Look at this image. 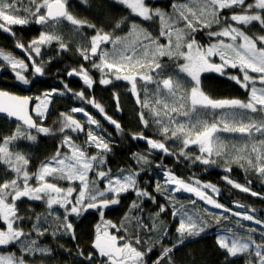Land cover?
<instances>
[{"label":"snow or ice","instance_id":"6c2138e0","mask_svg":"<svg viewBox=\"0 0 264 264\" xmlns=\"http://www.w3.org/2000/svg\"><path fill=\"white\" fill-rule=\"evenodd\" d=\"M82 2L87 4V0ZM112 3L124 5L143 21L158 19L161 25L159 36L167 37L168 44H156L151 34L139 29L135 23L131 24L130 29L138 39L133 44H126L120 36L104 32L97 29L95 24L75 18L68 10V0H0V30L15 37L12 31L13 26L36 24L50 29V31H41L39 36L27 45L17 41L16 47L26 54L25 59H17L11 53L0 49V60L4 62L0 63V71H10L15 80L23 85L34 82L24 75L29 71L30 66L33 77L45 75L46 62L41 59L42 48L52 45L55 41L59 44V52L68 50V45L59 36L53 34L56 26L67 21L76 32L84 27L95 31V35L90 38L89 46L78 51L82 59L90 62L91 68L101 74L99 83L106 86L112 84L113 80L127 81L130 84V92L136 98V103L142 109H147V113L139 112V120L145 128H148L151 126L148 118L150 115L151 122L163 141L152 139L143 133L133 134L131 138L145 141L148 145V153L159 151L166 156L177 155L166 147L167 141L177 140L183 145L179 156L191 160L193 164L200 163L210 167L217 164V159L214 157L223 158L227 155L221 151L223 145L217 143L220 132L239 133L245 138L257 135L264 137V119L254 121L251 117V114L264 117V35L253 37L239 27V25L248 26L255 22L264 29V0H253L252 3H248L247 0H189V4L197 5V10L189 4L180 8L172 4L171 7L179 13L178 19L184 22L182 30L175 28L177 18L160 8H150L146 0H112ZM224 10L231 11V15L223 16ZM126 22V19L119 21L115 23L114 28L120 29ZM213 25L220 26V30L208 32L209 39L213 42L206 47L199 45L195 33L201 28L211 29ZM173 34L176 36L175 51H173L172 43ZM139 37H143V40ZM185 40L187 42L182 44ZM105 44L112 45L111 51L103 48ZM153 44L156 45L155 50L151 48ZM182 47L186 48V51H182ZM194 52L195 55H193ZM96 57L99 58L98 63L94 59ZM162 57H176L184 60V63L178 65L179 71L190 78L192 85L188 95L191 108L187 112L182 111L184 97L177 95L184 89L181 81L171 76L159 79L166 67L159 62ZM217 57L219 63L214 62V58ZM48 62H51V57ZM137 68L139 70H135ZM230 69H239L242 75H228ZM203 73H216L234 81L248 92L247 102L236 98L213 99L206 95L201 89ZM67 75L79 77L89 89L94 84L89 69L82 64L78 69L73 68L67 71ZM138 79L143 81V100L137 89ZM150 84L155 85L154 93L148 90ZM69 93L74 99L97 109L118 132L123 131L121 124L107 115L100 103L94 98L85 97L83 91L73 93L67 84L63 85V89L46 90L42 93L43 99L35 98L38 101L35 108L37 118L44 120L49 106L54 103V98ZM31 99L33 98L14 96L0 90V113L8 118L15 117L22 121L28 130L22 131L18 125L11 135L0 138V163L14 173V178L0 183V221L6 225V230H0V247L18 245L21 253L19 256L15 253L8 256L0 255V264H28L26 257H35L37 254L53 256L55 253L51 247L39 243L42 238L51 236L57 239L67 235L75 240V227L71 217H84L94 211L103 218L105 210L120 204L122 197L129 192H134L136 199L131 202L128 212L125 213L124 222L118 227L111 221L102 220V224L96 226V235L92 243L95 254L90 252L85 256L84 252L77 248L76 254L80 258V264H93L97 256L102 258L104 264H146V258H150V253L158 243L160 252L152 264H175L174 251L189 238H202L203 234L212 227L203 215L195 211H186L185 205L177 206L174 203V194L181 191L193 194L206 206L221 209L222 211L218 214L210 212L208 207L204 209L209 215L215 217L216 225H220L222 219L227 221L230 217L236 218L232 227L223 228L215 237L217 247L225 254L224 264H232V259L240 256L246 257L245 264H264V239L258 243L254 238L256 234L264 238V220L256 217L255 209L237 203L235 207L245 210L234 211L233 208L226 207L214 198L220 195V189L214 184L201 183L197 179L186 181L178 177L171 169L164 168L163 164H157V168L163 169L164 182L161 184L157 181L156 192L165 195L166 204L172 207L173 219L178 220L175 228L177 242L171 247L163 246L162 241L167 238L169 230L158 221L161 214H167L166 204H159L158 211L152 215L145 213L142 202L147 199L155 204V196L138 185L136 178L140 172L120 168L113 173L107 167L106 157L112 151L111 133H107L100 121L84 107H73L70 109L72 114H60L58 132L63 138L55 154L42 161L37 172L29 174L27 171L29 157L22 152L12 151L10 145H14V142L19 139L35 142L37 135L31 134L32 129H35L37 134H56L52 129L37 124L28 114L27 105ZM114 99L119 111V98L116 94ZM5 100L9 103H4ZM216 111L222 113L219 123L208 124L207 121L199 118L202 114ZM75 113L83 114L86 118L87 131L84 125L74 118ZM193 113L197 116L194 122L191 119ZM180 116L187 117L188 123H177V118ZM197 128L201 130H196L193 134V130ZM68 133H85L86 140L83 144H77ZM190 145L197 146L200 155L190 157L185 152ZM65 148L68 152L63 151ZM90 148H95L96 154L89 155L87 149ZM261 148H264V140L260 141V147L254 145L250 152L244 149L240 151L243 153V158H246L247 168L258 177L264 178V151H261ZM133 159L138 165L150 164L147 155L133 153ZM235 162L239 163V159ZM240 166L245 167L244 164ZM140 171H144V168L141 167ZM225 171L230 173L232 169L228 167ZM89 173L94 174V179H89ZM33 178L36 181L35 187L29 183ZM223 179L235 189L264 198L261 193L251 190L248 186L251 185L250 180L247 181V185H241L227 175ZM50 180L67 181L70 186L64 189ZM74 183L78 185V191L77 187L71 186ZM100 183H103V189L98 186ZM207 190H211L213 195H209ZM74 193L76 195L73 199ZM22 198L46 204L47 215H37L35 222L31 224L30 231L19 227L25 217L18 215L16 205ZM196 202L193 200L191 203L195 205ZM54 206L63 209L62 219L54 214ZM50 220L54 223L51 231L45 226ZM244 221L253 222L261 228L249 227L243 223ZM133 223L135 227L130 236L129 226ZM110 229L116 233L123 232L124 235L113 234ZM141 232L150 239L158 236V241L151 246H146V242L141 239ZM58 247L63 246L58 245ZM65 251L68 255H72L71 250L65 249Z\"/></svg>","mask_w":264,"mask_h":264},{"label":"trees","instance_id":"16d2710c","mask_svg":"<svg viewBox=\"0 0 264 264\" xmlns=\"http://www.w3.org/2000/svg\"><path fill=\"white\" fill-rule=\"evenodd\" d=\"M187 0H146L147 5L150 8H160L165 10L170 16L176 15V10L171 6L172 4L178 5V3L186 2ZM69 11L72 12L79 20L85 21L87 23L95 24L97 29L110 34L114 33L116 36H126L131 32L130 26L135 23L138 26L144 28L153 37L163 40V37L159 36L160 32V21L158 19L152 21H143L131 13L130 9L120 4H113L112 0H87V4L83 3L82 0H70L68 2ZM231 11H223V16H229ZM127 20L126 23L121 25L120 29H115V23ZM244 28V27H243ZM45 28L36 24H29L27 26H13L12 31L15 33V37L11 34L0 30V49L10 52L18 57H23L19 49L16 47L17 41L27 45L31 40L37 38L41 31ZM220 26L213 25L211 29L201 28L195 33V38L199 45L207 46L213 41L209 39V31H218ZM80 31L86 36H91L95 34L90 28L84 27ZM248 35L253 36L254 31L264 33V29L260 28L257 23H253L250 28L245 30ZM187 42V41H186ZM47 51L51 52V62L48 60H42L46 62V72L45 75L39 77V79H33L32 76L28 75L30 80H34L28 87L26 85H21L18 83L14 75L10 71L3 72L0 76V88L6 89L19 94H39L51 88L59 87L63 88L64 84H67L73 92L83 91L87 98L95 99L96 102L100 103L105 109L107 115L111 116L113 119L117 120L123 129L122 132H118L114 126L110 125L98 111L80 100H73L71 94H68L65 98L57 97L51 106L47 119L42 122L38 121L44 127L52 129L55 135H44L37 134L35 130H31L33 134L38 136L36 142V147L34 154L30 158V163L28 166V172L33 174L39 169L41 162L52 157L57 149V146L62 140V135L58 132V127L61 120V113H70V109L75 105L85 106L94 117L100 121L106 132L111 133V147L112 151L107 154V167L110 168L114 173L120 169H141L140 165L136 163L133 159V153L139 155H147L150 164L141 171L139 176H137V183L142 189H146L156 198V203H152L151 200L145 199L142 202V207L147 214H151L154 209L159 204H164V200L161 195L155 190L156 177L158 171L161 168H157V164H163L164 168L171 169L180 177H197L204 182L214 184L218 189H220V195L215 196L221 203L226 206L237 208L235 204H244L250 209H255V215L264 220V198L257 196H252L250 193H244L238 189L233 188L231 185L223 179L225 175L229 176L230 179L238 182L242 185H247V181H251L252 191L261 193L264 195V183L257 175H250L245 172L239 166H229L217 163L210 167H206L202 164L199 166H191L189 159H185L183 156H179L180 150L174 149L169 145V141L166 142V147L170 152L176 153L177 155H164L162 152L153 151L148 153V145L143 140H133L131 137L133 134L143 133L144 135L163 141V138L155 132L153 126L145 128L139 120V112L145 111L141 108L139 104L136 103L135 96L130 92L127 85L122 82V80H113L110 85H101L99 80L101 74L91 68L90 62H86L82 59L80 54L74 48H68L67 51L59 52V47L54 44L47 46ZM59 53V54H58ZM39 62V61H38ZM165 69L176 68L181 62V59L176 57H163L161 60ZM214 62L219 63V59L214 58ZM83 65L86 69H89V74L94 80L93 89L87 88L83 84L81 79H68L67 71H71L73 68H79ZM67 70V71H66ZM232 72H238V70L230 69L228 75L234 74ZM235 75V74H234ZM201 86L202 89L211 95L213 99H240L247 102L248 92L237 85L234 81L227 79L226 77L220 76L216 73H204L201 76ZM114 94L119 98V111H117V103L114 99ZM146 112V111H145ZM219 111L215 113L209 112L205 115L209 117L210 123L216 122V115ZM17 124V123H16ZM15 122L9 121L5 118H0V138L4 136H9L14 132ZM86 125V124H85ZM24 127V126H23ZM26 128V127H25ZM27 129V128H26ZM82 143L81 135L68 133ZM94 149V148H93ZM92 149V150H93ZM67 152V149H63ZM95 153V150L91 151ZM186 152V150H185ZM187 153V152H186ZM96 154V153H95ZM193 156V155H190ZM231 167L232 171L230 173L226 172L225 169ZM33 186L36 185L33 182ZM30 182V181H29ZM67 185V182H61ZM100 185V184H99ZM136 199L134 192H129L125 194L121 203L118 205L111 206L109 209L105 210L103 218L97 212H91L86 214L84 217L75 218L71 217L76 233V239L73 240L69 236L65 235L63 238L53 239L51 236L42 238L40 241L51 247L54 251L53 256H40L37 254L35 258L26 257V260L31 264H80V258L77 256V248L82 250L87 256L88 253H94L92 248V243L95 238L96 226L102 224L103 221H111L118 227L123 223L125 213L128 212L129 206L133 200ZM17 213L18 215L25 217V219L20 223L25 231L31 230V224L35 222V217L37 215H46L47 209L46 204L41 201H33L28 198H22L17 201ZM245 210V209H243ZM134 215L133 213H131ZM130 214V215H131ZM138 214V213H137ZM63 216V211H62ZM161 219L166 221L168 228V236L162 241L163 246L171 247L173 243L177 242L178 236L175 232L176 225L178 224L172 219L171 213L167 211V214H161ZM30 218V219H29ZM234 220V217H230L229 220L224 221L220 225L215 224V219H208L212 224L206 233L203 234L202 238H189L185 243L177 248L173 253V259L175 264H224L225 254L220 250L215 242L216 232L223 229L228 222ZM148 222L147 220L145 221ZM49 225V222L48 224ZM134 223L131 225V231L129 235L133 234ZM5 228V224L0 221V230ZM49 230H53L49 228ZM113 234L124 235L123 232ZM141 239L146 242V246H151L154 242L149 239L147 235L141 232ZM62 245L63 247H58ZM65 249L71 250L72 255H68ZM143 250V249H140ZM160 252V244L153 249L150 253V258H146V264H152L157 258ZM95 254V253H94ZM102 258L96 257L93 264H101ZM246 257L240 256L238 258L232 259V264H245Z\"/></svg>","mask_w":264,"mask_h":264},{"label":"rangeland","instance_id":"374dc122","mask_svg":"<svg viewBox=\"0 0 264 264\" xmlns=\"http://www.w3.org/2000/svg\"><path fill=\"white\" fill-rule=\"evenodd\" d=\"M70 0H68V2H69ZM247 2L248 3H252L253 2V0H247ZM185 4H189V0H187L186 2H181V3H178V5H177V7L178 8H180L181 6H183V5H185ZM148 6V5H147ZM189 6H191V7H193L194 8V10H197V5L195 4V3H192V4H189ZM225 11V10H224ZM230 14H231V12H230ZM75 18H76V16L74 15V14H72ZM178 16H179V13H178V11L176 10V15H174L173 17H175V18H177V22H176V24H175V28L176 29H184V22L183 21H180L179 19H178ZM78 19V18H77ZM255 23V22H254ZM258 24V23H257ZM138 26V25H137ZM252 26V24L251 25H248V26H244V25H239V27L241 28V30L242 31H245L247 28H250ZM258 26H260L259 24H258ZM244 27V28H243ZM138 28L139 29H143V30H145L144 28H142V27H140V26H138ZM260 28H261V26H260ZM46 30H49L50 31V29H45L44 31H46ZM147 31V30H146ZM148 32V31H147ZM246 32V31H245ZM149 33V32H148ZM53 34H55V35H57V36H59L60 38H61V40L64 42V43H66L67 45H68V48L70 47V48H74L78 53H79V51H78V49H83V48H85V47H88L89 46V41H90V38L93 36V35H91V36H86V34H84V33H82L81 31H79V32H76L75 30H74V28H73V26L69 23V22H67V21H63V22H61L58 26H56V30L53 32ZM151 34V33H150ZM246 34H248L247 32H246ZM95 35V34H94ZM250 35V34H249ZM260 35H264V33H260V32H258V31H254L253 32V37H255V36H260ZM151 36H152V34H151ZM121 37V39L126 43V44H133L134 42H136L137 41V39H138V37H137V35L135 34V33H133L132 31L128 34V35H126V36H120ZM139 39L140 40H143V37H139ZM152 39L154 40V41H156V44H165V45H167L168 44V38L167 37H163V40L162 39H159V38H156V37H153L152 36ZM172 43H173V51H175V47H174V45L176 44V36H175V34H173V36H172ZM184 43H186V40L185 41H182V44H184ZM53 44L56 46V47H59V44H58V42H53ZM145 44H147V42H145ZM155 44H153V45H151V48H152V50H155ZM47 46H45V47H43L42 48V53H43V55H42V59L43 60H48V58L50 57V55H51V52H49V51H47ZM103 48L105 49V50H107V51H111V49H112V45H110V44H105V45H103ZM181 50L182 51H186V48H181ZM5 52H7V51H5ZM7 53H10V52H7ZM12 54V53H11ZM13 56H15L17 59H22L21 57H18V56H16V55H14V54H12ZM193 55H195V52L193 53ZM95 60H96V62L98 63L99 62V58L98 57H96V58H94ZM178 59H181L182 60V62L180 63V64H182V63H184V60H183V58H178ZM161 60H163V57L162 58H160V63H162L161 62ZM86 62H88V61H86ZM0 63H4L2 60H0ZM163 64V63H162ZM179 64V65H180ZM95 70V69H94ZM135 70H139L138 68L137 69H135ZM235 70H238V72H232V73H234L235 75H242L241 73H240V71H239V69H235ZM30 75V76H32V71H31V67L29 68V71H27V72H25L24 73V75H26V77L27 78H29L28 77V75ZM204 74V73H203ZM234 74H229V75H234ZM250 75H253V76H255L256 74H254V73H249ZM169 76H171V77H173V79H175V80H179V81H181V83L184 85V89L182 90V91H179L178 93H177V95L178 96H182V97H184V100H183V105H184V107H183V109H182V111H184V112H187V111H189L190 110V108H191V105H190V100L188 99V95H189V93H190V88H191V82H190V78H188L187 76H186V74H184V73H181L180 71H179V67L177 66L176 68H171V69H168V70H166L165 69V71H164V73L159 77V79H163V78H167V77H169ZM201 76H202V74H201ZM33 77V76H32ZM33 79H34V77H33ZM122 82H124V84L125 85H127L128 87H129V89H130V84L127 82V81H123L122 80ZM113 83V82H112ZM26 86H29V85H26ZM257 86H259V85H257ZM55 88H57V89H63V88H59V87H55ZM137 89H138V91L140 92V95H141V100H143L144 99V91H143V81H140L139 79L137 80ZM201 89H202V86H201ZM148 90L150 91V92H155V85L154 84H150V85H148ZM203 90V89H202ZM204 91V90H203ZM45 92V91H44ZM73 92V91H72ZM205 92V91H204ZM43 93V92H42ZM42 93H39V94H32V93H28V94H26V95H29V96H31V97H33L34 98V106H33V114H34V116L36 117V119L38 120V121H41V120H39L38 118H37V116H36V113H35V108H36V105H37V103H38V101L35 99L36 97H41V99H43V97H42ZM73 93H75V92H73ZM76 93H78V92H76ZM69 94H71V93H69ZM205 94L206 95H208V96H210L211 97V95L210 94H208L207 92H205ZM68 95V94H67ZM67 95H65V96H56L55 98H57V97H59V99L60 98H65ZM72 95V94H71ZM85 97H87L86 95H85ZM55 98H54V100H55ZM73 100H77V99H73ZM170 103H171V101H170ZM51 106L52 105H50L49 106V110H48V113H47V115H46V117H45V119L44 120H42V122H44L46 119H47V117H48V114H49V111H50V109H51ZM178 107H179V105H177ZM73 107H84L85 109H86V111L87 112H89L93 117H94V115L85 107V106H83V105H75V106H73ZM158 108H159V106H157ZM72 109V108H71ZM143 110H145L146 111V113H147V109H143ZM71 113V112H70ZM74 115V118L75 119H77L78 121H80V123H82L83 125H84V127H85V131H87V129H88V124H87V120H86V118L83 116V114H80V113H75V114H73ZM251 117H252V120H254V121H260L261 119H264V117H262V116H260L259 114H251ZM95 118V117H94ZM148 118H149V120H150V125H152L153 126V128H154V130H155V132H157L156 131V128H155V126H154V124H152V122H151V117H150V115L148 116ZM201 120H204V121H207V123L208 124H211L210 122V119H209V117H208V115L206 116L205 114H202V115H200V117H199ZM221 118H222V113L221 112H218L217 113V115H216V119H217V123H219L220 121H221ZM96 119V118H95ZM191 119H192V121L194 122L196 119H197V116H196V114L195 113H193L192 114V116H191ZM245 122H248V121H245ZM177 123H185V124H187L188 123V118L187 117H184V116H180V117H178L177 118ZM86 124V125H85ZM19 124H16L15 123V125H14V132H15V130H16V128H17V126H18ZM102 125V124H101ZM20 126V128H21V130L22 131H28L25 127H23L22 125H19ZM59 126H60V124H59ZM94 127V126H93ZM221 127H222V124H221ZM59 128V127H58ZM104 129V128H103ZM106 130V129H105ZM196 130H201L200 128H197V129H195V130H193V134H194V132L196 131ZM108 133V132H107ZM31 134L32 135H35V134H33V132L31 131ZM73 134H79V135H81V138H83L82 139V143H79L77 140H75L74 138H73V140L75 141V143H77V144H83L84 143V141L86 140V135H85V133H73ZM157 134L159 135V133L157 132ZM37 140H38V136H37ZM37 140L35 141V142H32V141H27V140H25V139H19V140H17V141H15L14 142V145H10V149L12 150V151H19V152H22L24 155H26L27 157H29V159L31 158V156L34 154V151H35V147H36V142H37ZM111 140H113V138L111 137ZM261 140H264V137H260V136H253V137H251V138H245V137H242L239 133H228V132H220L219 134H218V141H217V143H218V145H223V148L221 149V151L223 152V153H227V155L226 156H224L223 158H220V157H214V158H216L217 159V163H219V164H222V165H229V166H233V165H235V166H239V167H241L240 165L241 164H244L245 165V167H241L243 170H245V172L246 173H248V174H250V175H255L250 169H248L247 168V162H246V158H243V153L240 151L241 149H244L245 151H247V152H250L251 151V148L255 145V146H257V147H260V141ZM169 145L172 147V148H174V149H178V150H181V148L183 147V145H182V143L180 142V141H177V140H169ZM110 146H111V144H110ZM112 148V147H111ZM93 148H90V149H87V151H88V153H89V155H94L95 153H96V149L94 148L93 150H95V153H92L91 151H93L92 150ZM186 150V152H187V154L190 156V155H193V156H190V157H195V156H197V155H200V153H199V149H198V147L197 146H195V145H190L189 146V148L188 149H185ZM261 151H264V148H261ZM65 152V151H64ZM67 152H68V149H67ZM253 159H254V154H253V157H252ZM237 159H239V163H237V162H235ZM190 163L192 164L191 166H193V165H195V166H199V164L200 163H195V164H193L192 162H191V160H190ZM147 165H140V168L141 167H146ZM126 170H132V171H137V172H140L141 173V171H140V169H136V168H134V169H126ZM27 171H28V168H27ZM114 173V172H113ZM163 169H160L159 171H158V175H157V177H156V182H155V190H156V183H157V181H159L161 184H163V182H164V176H163ZM30 174V173H29ZM176 174V173H175ZM177 175V174H176ZM178 176V175H177ZM178 177H180V176H178ZM12 178H14V173H12L10 170H8L2 163H0V183H2L4 180H11ZM180 178H182V179H185L186 181H190V180H192V179H197V180H199V181H201V183H207V182H204V181H202L201 179H199V178H197V177H191V176H188V177H180ZM260 178V177H259ZM34 179V178H33ZM89 179L91 180V179H94V174L93 173H89ZM137 179V178H136ZM261 179V181H262V179H264V178H260ZM234 181V180H233ZM32 182V180H30V185L31 186H33V184L31 183ZM33 182H35L36 183V181H35V179H34V181ZM50 182H54V183H57L58 184V186L59 187H61V188H64V189H67L70 185H69V183L67 182V181H55V180H50ZM61 182H67L68 184L67 185H64L63 183H61ZM238 183V182H237ZM242 185V184H241ZM36 185H34L33 187H35ZM71 186H73V187H77V191H78V185L77 184H72ZM101 189H103V187H104V185H103V183H100V185H98ZM163 191V190H162ZM208 191V194L209 195H213V193L211 192V190H207ZM150 193V192H149ZM158 193V192H157ZM135 194V193H134ZM158 194H160L161 195V197H162V199L164 200V204H166V199H165V195H162L161 193H158ZM75 193L73 194V199L75 198ZM167 195H172V193H167ZM214 198L215 199H217L215 196H214ZM173 199H174V203L177 205V206H179L180 204H183V205H185L186 206V208H185V210L186 211H195V212H198L199 214H201V215H203L207 220L208 219H215V217L213 216V215H209V213L208 212H205L204 211V209H205V207H208L209 208V210H210V212H212V213H214V214H218V213H220L222 210L221 209H214V208H212L211 206H206L203 202H201V201H199L193 194H191V193H187V192H183V191H181V192H178V193H175L174 194V197H173ZM193 200H196L197 202H196V204L195 205H192V201ZM218 200V199H217ZM9 203L11 202V200L9 199V201H8ZM218 202L219 203H221L219 200H218ZM221 204H223V203H221ZM224 205V204H223ZM226 206V205H225ZM16 207H17V205H16ZM166 207L168 208V212H170L171 213V217H172V207L170 206V205H167L166 204ZM226 207H228V208H232V207H229V206H226ZM17 209H18V207H17ZM155 211H153L150 215H152V214H154L155 212H157L158 211V207H156L155 209H154ZM233 210L234 211H244L243 209H239V208H233ZM62 211H63V209H61V208H59L58 206H54V209H53V212H54V214L55 215H59L60 216V218L62 219ZM131 213H129V215H130ZM47 215V214H46ZM132 215V214H131ZM163 215V214H162ZM257 217V216H256ZM258 218V217H257ZM172 219H173V217H172ZM235 217H234V220L233 221H231V222H228V224L224 227V228H226V227H232L233 225H234V223H235ZM173 220H175V219H173ZM177 223H178V220H175ZM123 222H124V219H123ZM163 227H166L167 228V225H166V221L164 220V219H161V217H159V221H158ZM245 225H247V226H249V227H255V228H257V229H260L261 228V226H259V225H255L253 222H249V221H244L243 222ZM45 226H47V227H49V228H51V229H53V227H54V223H53V221H49V225H45ZM19 227H21V228H23V226H21V224H19ZM24 229V228H23ZM131 225L129 226V231H131ZM2 230H6V225H5V228L4 229H2ZM220 230H222V229H220ZM220 230H218V231H220ZM217 231V232H218ZM216 232V233H217ZM35 238V237H34ZM254 238L256 239V241L259 243V242H261V240L262 239H264V238H262L259 234H256L255 236H254ZM150 239V238H149ZM151 240L153 241V242H155V241H158V236H153L152 238H151ZM39 243L41 244V245H43V246H48V245H46L45 243H42L41 241H39ZM11 253H15L17 256H19L21 253H20V251H19V246L18 245H13V246H7V247H0V255H4V256H8L9 254H11ZM37 256V255H36ZM35 256V257H36ZM35 257H32V258H35ZM28 264H31V263H29L28 262ZM101 264H104V261H102V263Z\"/></svg>","mask_w":264,"mask_h":264},{"label":"water","instance_id":"95a60500","mask_svg":"<svg viewBox=\"0 0 264 264\" xmlns=\"http://www.w3.org/2000/svg\"><path fill=\"white\" fill-rule=\"evenodd\" d=\"M20 50H21V49H20ZM21 51H22V50H21ZM22 52H23V51H22ZM23 53H24V52H23ZM24 54H25V53H24ZM68 78L71 79V78H78V77H76V76L69 77V76H68ZM93 86H94V84H93ZM93 86H92L91 89H93ZM0 90H3V89H0ZM3 91L9 92L10 94H12V95H14V96L23 97V95H19V94H17V93H13V92H10V91H7V90H3ZM28 97H30V96H28ZM92 98H93V97H92ZM4 103H9V101L5 100ZM33 106H34V101H33V99H31V100L29 101L28 105H27L28 114H29L30 116H32V119L38 124L37 119H36V117L34 116V114H33V112H32V111H33ZM94 109H95V108H94ZM95 111H98V110L95 109ZM0 118H6V119H8L9 121L16 122V123H21L24 127L27 128V126L24 125L22 121H19V120L16 119L15 117L8 118V117H6L5 114L0 113ZM32 130H35V129H32Z\"/></svg>","mask_w":264,"mask_h":264},{"label":"flooded vegetation","instance_id":"af4514ba","mask_svg":"<svg viewBox=\"0 0 264 264\" xmlns=\"http://www.w3.org/2000/svg\"><path fill=\"white\" fill-rule=\"evenodd\" d=\"M68 10H69V6H68ZM71 14H73L72 12H71ZM77 18V17H76ZM44 31V30H43ZM19 51L22 53V54H24L20 49H19ZM22 59H25L26 58V54H24V56L23 57H21ZM26 62H27V60H26ZM31 67V66H30ZM3 72H7V71H0V76H1V74L3 73ZM28 75V74H27ZM26 76V75H25ZM39 77H41V76H36V77H34V79H39ZM68 77V76H67ZM69 79V78H68ZM71 79H80L79 77L78 78H71ZM21 85H23V84H21ZM26 87H28V86H26ZM1 89V88H0ZM3 90H6V89H3ZM7 91H9V90H7ZM10 92H12V91H10ZM13 93H15V92H13ZM17 94H19V93H17ZM19 95H23V96H29V95H24V94H19ZM31 97V96H30ZM33 98V97H32ZM33 101H34V98H33ZM6 119V118H5ZM16 123V122H15ZM17 124H19V125H22L21 123H17ZM23 126V125H22Z\"/></svg>","mask_w":264,"mask_h":264}]
</instances>
